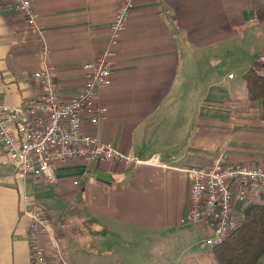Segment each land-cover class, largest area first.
Masks as SVG:
<instances>
[{
	"label": "crops",
	"instance_id": "1",
	"mask_svg": "<svg viewBox=\"0 0 264 264\" xmlns=\"http://www.w3.org/2000/svg\"><path fill=\"white\" fill-rule=\"evenodd\" d=\"M122 1L32 0L40 32L13 0H0L2 100L26 107L44 96L29 77L46 65L70 100L85 83L84 64L110 46ZM115 50L113 81L98 96L108 114L83 129L143 162L72 159L58 164V182L21 181L0 140V264H32L25 195L48 216L46 264H200L211 227L182 224L184 168L219 151L264 166L262 105L244 78L262 68L264 0H137ZM249 202H264L263 185L244 209Z\"/></svg>",
	"mask_w": 264,
	"mask_h": 264
},
{
	"label": "built area",
	"instance_id": "2",
	"mask_svg": "<svg viewBox=\"0 0 264 264\" xmlns=\"http://www.w3.org/2000/svg\"><path fill=\"white\" fill-rule=\"evenodd\" d=\"M28 23L42 32L32 0H13ZM137 0H123L115 11L110 26V46L95 60L86 62V80L79 92L63 101L54 80V67L46 65L29 78L43 83L46 93L26 107L2 100L0 71V140L21 181L29 176L58 182L57 166L72 159L98 165L107 161L136 165L143 162L133 154L119 150L113 142L103 141L97 134L84 131L87 119L97 125L106 118L108 108L100 104L99 92L113 81L116 62L115 47L120 42ZM264 60V57L261 58ZM232 76V75H231ZM190 206L182 224L207 223L211 227L206 246L223 243L242 224L244 204L257 185L264 186V166L231 162L223 151L202 166H189ZM77 183V181H76ZM25 215L31 218L29 243L32 264H46L47 254L41 233L48 225L43 208L24 196Z\"/></svg>",
	"mask_w": 264,
	"mask_h": 264
},
{
	"label": "trees",
	"instance_id": "3",
	"mask_svg": "<svg viewBox=\"0 0 264 264\" xmlns=\"http://www.w3.org/2000/svg\"><path fill=\"white\" fill-rule=\"evenodd\" d=\"M244 78L248 96L262 105L264 118V60L261 71L252 66ZM241 226L223 243L202 254L200 264H257L264 254V202H249Z\"/></svg>",
	"mask_w": 264,
	"mask_h": 264
},
{
	"label": "rangeland",
	"instance_id": "4",
	"mask_svg": "<svg viewBox=\"0 0 264 264\" xmlns=\"http://www.w3.org/2000/svg\"><path fill=\"white\" fill-rule=\"evenodd\" d=\"M262 57V56H261ZM187 225H189V224H184L183 226H187ZM180 243V242H179ZM139 245V244H138ZM131 249H133V248H131ZM146 250V249H145ZM209 250H211V247H209L208 248V250L206 251V252H208ZM140 251V250H139ZM153 251H155V250H153Z\"/></svg>",
	"mask_w": 264,
	"mask_h": 264
},
{
	"label": "water",
	"instance_id": "5",
	"mask_svg": "<svg viewBox=\"0 0 264 264\" xmlns=\"http://www.w3.org/2000/svg\"><path fill=\"white\" fill-rule=\"evenodd\" d=\"M98 177H99V178H104L103 173L100 172V173L98 174Z\"/></svg>",
	"mask_w": 264,
	"mask_h": 264
}]
</instances>
